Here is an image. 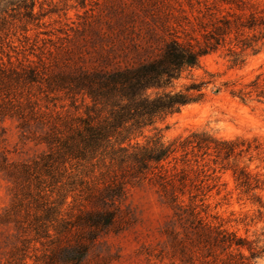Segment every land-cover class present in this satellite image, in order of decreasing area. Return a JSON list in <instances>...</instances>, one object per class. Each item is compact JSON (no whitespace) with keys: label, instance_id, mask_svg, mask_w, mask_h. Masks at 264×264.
Returning a JSON list of instances; mask_svg holds the SVG:
<instances>
[{"label":"rangeland","instance_id":"rangeland-1","mask_svg":"<svg viewBox=\"0 0 264 264\" xmlns=\"http://www.w3.org/2000/svg\"><path fill=\"white\" fill-rule=\"evenodd\" d=\"M177 1L0 0V264H58L53 259L58 247L90 243L85 227L55 241L56 216L47 222L45 212L63 194L61 217L74 222L78 214L98 208L88 194L101 191L102 182L111 179L125 184V199L117 205L114 222L96 230L81 264H221L220 250L208 249L210 234L219 230L244 239L259 253L250 262L264 264V154L222 160L209 151L203 158L189 155L184 163L179 150L162 166L176 167V173L186 169V183L196 189H161L151 174L134 177L132 171L116 168L105 174L102 164L88 176L80 175L91 167L57 160L47 143L54 133L64 135L63 122L83 114L88 102L77 96L76 112L73 99L54 89L56 76L152 55L160 37L180 32L173 18L165 19L172 13L181 21L180 9L189 11L185 0ZM249 1L264 7V0ZM224 53L202 57L190 76L207 79V71L217 84L247 82L259 66L264 70V45L258 54L246 56L241 69H229ZM29 70L37 74L34 82L27 78ZM154 127L143 135L157 133L165 143L205 130L218 139H255L264 147V105L241 104L221 92L184 106ZM136 140L145 142L144 137ZM238 169L249 173L251 189L237 185L233 171ZM72 178L96 189H85L78 181L69 185ZM192 209L202 225L190 223ZM38 225L47 226L51 237L36 235ZM240 252L250 255L246 247Z\"/></svg>","mask_w":264,"mask_h":264},{"label":"trees","instance_id":"trees-1","mask_svg":"<svg viewBox=\"0 0 264 264\" xmlns=\"http://www.w3.org/2000/svg\"><path fill=\"white\" fill-rule=\"evenodd\" d=\"M185 2L189 11L180 9L179 16L184 25L172 13L165 18L167 22L173 18L177 27L181 28L180 32H167L165 37H160V41H156V52L152 55L115 67L98 66L56 76L54 89L73 99L71 104L76 112L79 110L75 105L76 97L79 96L82 102L88 100L84 104L83 114H76L63 122L64 135L54 133L47 141L57 160L74 161L78 166L91 167L80 175L88 176L96 166L102 164L105 174L114 171V168L132 171L134 177L146 178L151 174L157 178L161 189H196L191 182L189 185L186 183V169L176 173V167L165 169L162 163L174 160L179 150L183 152L181 161L184 163L189 161V155L193 159L203 158L209 151L216 159L222 160L251 155L252 152L264 154V147L255 139L250 141L240 136L218 139L205 130H195L185 138H177L169 143L163 142L157 133L143 135L145 129L152 127L156 130L154 126L157 122L178 113L184 106L203 103L221 92H226L241 104L254 102L264 105L262 65L247 82L227 80L217 84L215 75L207 71L204 73L207 79L196 80L190 76L191 71L199 67L202 57L223 50L229 69L243 68L246 56L258 54L264 45V7L249 0ZM29 74L28 80L34 82L37 74L34 70H29ZM184 80L187 82H182ZM209 86L210 95L207 92ZM138 137H144L145 142L137 141ZM50 155L47 154V157ZM233 174L239 187L251 189L250 175L245 169L234 170ZM176 177L178 179L175 180ZM76 181L79 185H86L82 178H72L68 184L75 185ZM85 189L96 187L86 185ZM124 189L125 184L116 179L103 181L102 190H92L87 197L98 208L78 214L74 222L61 217V208L66 199L61 194L59 204L47 208L45 212L47 222H50L48 218L56 216L55 241L71 233L75 227H85L90 230L89 242H93L97 229L102 230L114 222L117 205L125 199ZM197 215L194 209L189 212L190 223L196 221L202 225ZM201 227H206L204 229L211 233L205 224ZM36 228V235L51 237L47 226L38 225ZM209 238L210 253L217 248L224 255L220 259L221 264H252L250 259L259 254L244 239L222 230L214 236L210 234ZM90 243L78 241L74 245L58 247L53 252L54 262L81 264ZM244 247L250 253L248 257L240 252Z\"/></svg>","mask_w":264,"mask_h":264}]
</instances>
